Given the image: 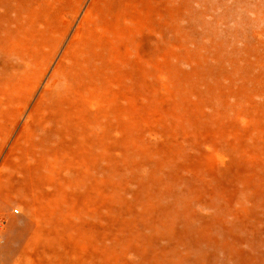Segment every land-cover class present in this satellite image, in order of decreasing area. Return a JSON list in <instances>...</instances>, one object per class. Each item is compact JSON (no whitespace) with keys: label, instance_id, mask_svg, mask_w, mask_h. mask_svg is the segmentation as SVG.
<instances>
[{"label":"rangeland","instance_id":"obj_1","mask_svg":"<svg viewBox=\"0 0 264 264\" xmlns=\"http://www.w3.org/2000/svg\"><path fill=\"white\" fill-rule=\"evenodd\" d=\"M101 4L109 14L106 25L127 21L124 28H111L103 37L123 39L114 54L129 50L136 62L130 76L125 71L121 83L116 80L113 91L104 94L101 85L88 92L82 89L88 102L79 99L74 112H81L76 124H85L90 134L87 154L101 145L106 158L114 160H96L94 173L100 174L106 165L120 168L117 178L128 181L124 195L130 199L154 196L158 182L163 183L160 191L167 193L153 202L155 228L151 238L143 232L141 251L152 249L161 264L170 261L176 248L196 256V263L204 257L203 264H264V0ZM63 6L55 7L60 11ZM50 17L47 0H0V39L20 42L41 34L42 43L50 33L45 30ZM69 20L72 14L58 21L54 33H63V22ZM43 21L46 26L32 30ZM40 42L31 44L34 69ZM106 51L84 55L77 75L85 76L86 65L101 62ZM101 69L109 72L106 66ZM97 75L95 83H104L106 75ZM82 93L79 89L76 95ZM91 94H98V104L89 101ZM117 97H124L120 105L114 103ZM127 119L130 129L122 132ZM117 123L119 130L112 132L108 125ZM156 133L158 138L150 142L149 136ZM128 146L138 150L133 162L143 167L138 187L128 170L129 158L116 159ZM156 177L145 193L141 183L151 184ZM17 190L19 198L24 197ZM116 207L122 210L124 204ZM185 229L202 240L181 236ZM208 238L215 240L211 247ZM194 245L204 249L188 252ZM202 250L207 252L200 254ZM147 252L143 258L153 254ZM176 264L184 263L176 259Z\"/></svg>","mask_w":264,"mask_h":264},{"label":"bare ground","instance_id":"obj_2","mask_svg":"<svg viewBox=\"0 0 264 264\" xmlns=\"http://www.w3.org/2000/svg\"><path fill=\"white\" fill-rule=\"evenodd\" d=\"M47 1L50 24L46 26L43 21L32 28L37 31L39 26H46L45 30L50 31L42 43L41 34L20 42L0 39V264H161L152 249L143 247L141 251L145 245L141 237L143 232L148 234L145 238L152 237V206L156 197L160 202L167 193L160 191L163 183L158 182L154 196L130 199L124 195L128 181L117 178L120 168L106 165L103 172L94 173L96 160L105 164L107 158L111 164L114 160L106 158L101 145L87 154L85 140L90 134L85 124H76L77 119L82 120L81 112H74L79 99L88 102V94L82 89L88 92L101 85L106 94L115 89L117 81L121 83L125 71L130 76L136 62L133 54L129 50L114 54L123 39L113 36V42L109 36L103 37V32L124 28L127 21H117L115 27L106 25L104 18L109 14L100 0ZM57 4H64L60 11ZM71 14L72 21L63 22V33H54L52 28L58 26V21ZM36 40L41 52L34 69L30 64L31 44ZM100 49L107 50L104 59L86 65L85 76L77 75L76 66L81 65L84 55ZM103 66L109 72L103 71ZM98 73L106 75L102 84L95 83ZM79 89L82 94L76 95ZM89 101L98 104V94H91ZM123 101L124 97H117L114 103L120 105ZM84 112L88 114V110ZM128 120L122 132L130 129L126 127ZM119 127V123L108 125L112 132ZM149 138L150 142L156 140L158 134ZM64 141L66 145L62 146ZM131 150L134 148L128 146L117 152L116 159L129 158L128 170L138 187L143 167L133 162L138 150ZM157 179L151 184L141 183L145 193ZM17 188L24 197L19 198ZM119 203L124 208L117 211ZM13 207L18 208L16 215ZM187 231L181 236L202 240ZM214 243L208 238L207 247ZM202 247L194 245L188 252L197 254ZM146 252L153 254L143 258ZM184 252L176 248L170 261L163 264H176V259L184 264H203L204 257L196 263V256ZM205 258L209 259L207 255Z\"/></svg>","mask_w":264,"mask_h":264}]
</instances>
